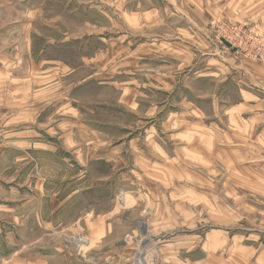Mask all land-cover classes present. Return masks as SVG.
Masks as SVG:
<instances>
[{
  "label": "rangeland",
  "instance_id": "1",
  "mask_svg": "<svg viewBox=\"0 0 264 264\" xmlns=\"http://www.w3.org/2000/svg\"><path fill=\"white\" fill-rule=\"evenodd\" d=\"M165 6L164 0H0V101L14 106L24 100V107L29 110L25 125L29 127L36 120L34 109H37L31 99L43 91L54 90L47 101L50 107L63 106L70 96L80 100L81 95L89 103L94 101L95 92L80 86L69 89V86L86 72L79 65V57L91 53L94 45H102L98 67L93 68L92 64L87 71H98L96 77L103 82L98 90L105 105L88 116L103 122L104 128L95 140L105 142L98 151L104 152L106 148L107 153L118 137H129L128 129L111 128L112 118L116 120L111 110L115 106L106 103L113 101L117 89L121 125L129 122L142 125L138 116L145 121L153 119L155 116L145 111H151L149 107L165 98L160 91L165 83L144 81L146 77L140 75L159 71V60L146 58L150 52L144 46L133 50L135 45H150L152 38H159L158 11L161 7L164 11ZM151 9L155 15L144 16ZM166 9L170 11L171 6L167 5ZM185 39H188L186 35ZM53 61L75 66L74 76L70 77L67 68L65 72L60 70V74L52 72L51 69L60 65ZM175 84L169 82L166 89L170 92ZM197 87L203 90L210 85L198 83ZM82 91H87L86 98ZM130 100L139 103L138 116L129 113ZM202 105L209 109L208 103ZM46 114L43 116L47 121ZM82 115L86 116L85 111ZM49 117L56 119L58 115L52 110ZM154 119L159 122L158 115ZM218 122L224 126L223 120ZM132 129L139 138L145 135L144 128ZM247 130L246 143L238 137L236 142L241 145L217 146L215 161H182V165L181 161H159V156H149L162 166L153 168L161 171L152 175L140 171L135 166L139 155L120 143V161L116 166L119 177L113 179L112 185L111 180L105 179L110 190L104 189V195L92 194V204L89 197L88 208L92 206L94 213L88 215L87 223L82 220L69 225L74 211L62 209L57 213L60 224L48 228L24 227L23 238L30 241L39 236L41 248L49 247L48 242L62 247L64 258L60 260L69 264H139V257L143 260L141 264H264V117L256 124L249 122ZM143 141L140 140L142 149L148 152L151 145ZM167 141L166 151L174 155L173 151L179 149L170 150L175 145ZM24 149L25 152L20 149L19 155H31L28 148ZM59 150L62 152V147L57 148V153ZM180 151L181 158L188 157ZM15 156L16 150H8L0 158V171L7 164L9 172L29 169L30 158L14 162ZM64 163L67 160L57 159L55 168L47 167V163L42 168L47 173L49 169L56 171L57 177L52 181L57 187L68 182L64 176L71 172ZM182 166L183 170H176ZM111 192L114 217L106 222L101 219L108 234L101 241H90V230L101 226L93 225L95 212L109 206L107 196ZM12 243L11 240L0 242V256L16 248ZM56 259V264H60L59 256Z\"/></svg>",
  "mask_w": 264,
  "mask_h": 264
},
{
  "label": "crops",
  "instance_id": "2",
  "mask_svg": "<svg viewBox=\"0 0 264 264\" xmlns=\"http://www.w3.org/2000/svg\"><path fill=\"white\" fill-rule=\"evenodd\" d=\"M164 1V11L162 7L161 11H158L161 19L159 38H152L150 45L133 47V50H136L144 46L145 50L150 52L146 58L159 60V71L140 73L146 77L144 81L163 82L166 86L169 82L176 83L175 86L170 85L174 86L170 92L166 86L161 87L160 91L167 99L164 98L154 107H149L151 111H145L152 117L158 115V123L155 122V117L149 121L141 120L136 113L139 103L136 100L132 103L130 100L132 111L129 113L138 116L137 119L143 124L138 126L139 123L129 122L127 125H121L120 91L117 89L113 101L106 103V106H115L111 110L116 114V120L112 118L111 128L115 131H119L121 127L128 129L129 137H118L116 144L111 146L107 153L106 148L104 152L98 151L105 142L95 138L97 133H100L99 130L104 128V124L102 121L89 119L88 115L94 114L95 109L105 105L101 91L98 90V86L101 88L103 82L96 77L98 71L91 74L87 69L92 64L93 68L98 67V55L101 54L102 45H94L91 53L79 57V65L85 67L86 72L80 80L71 82L69 86V89L80 86L95 92L94 101L89 103L81 95L78 97L80 100L66 95L68 100L64 101L63 106L55 107L54 104L50 107L47 101L52 97L51 92L54 90H42V93L31 99L33 105H37L36 111L34 109L36 120L31 127L25 125V115L29 110L24 107V100L14 106H7L5 102L0 101V158H3L8 150H16L14 162H23L30 158L32 163L26 171L15 169L9 172L8 164L0 171V242L11 240L12 246L16 247L7 255L0 256V264H56L57 256L59 260L64 258L62 253L65 249L57 247L54 243L48 242L49 247L41 248L38 243L39 236L30 241L24 240L23 228H48L60 224L57 213L62 209L74 211L69 225H76L82 220L87 223L90 219L88 215L94 213L92 206L88 208L89 197L91 198L92 194L104 195V189L110 190L108 182L104 180H111L112 185L113 179L119 177V169L116 166L120 161V143L127 144L134 154L139 155L135 166L140 171L143 170L144 174L152 175L161 171L153 168L162 166L157 165L156 160L153 162L149 156H159V161H181L182 165L183 162L199 160L215 161L217 146L241 145L242 143L236 142L238 137L241 142L243 139L246 143L244 138L249 122L254 121L256 124L263 119L264 61L240 59L233 52H221L211 40L207 29L211 23L220 19H232L252 23L264 35V0ZM167 5L171 6L170 11L166 9ZM153 10L145 11L144 16L147 13L155 15ZM150 21L152 22V18ZM172 34L175 36H171ZM185 35L188 39H185ZM53 62L60 65L51 69L52 72L60 74V70L67 68L70 70V77L74 76L75 66L71 67L60 61ZM132 74L136 75L133 72ZM198 83H208L210 87L202 90L197 87ZM47 85L50 86V82ZM82 93L86 98L87 91ZM205 102L209 104L208 110L202 105ZM52 110L58 115L56 119L49 117ZM82 111H85L87 117L82 115ZM44 112L48 115L47 121ZM221 120L224 121V126H220L218 121ZM132 128H144L145 135L139 138V135L131 132ZM167 139L175 145L173 148L168 146L170 150L179 149L177 152L173 151L174 155L166 151ZM140 140L149 142L153 148L149 146L146 152L142 149ZM24 147L28 148L31 155H19L20 149L25 152ZM59 147H62V152L59 150L57 153ZM150 150H154L156 154ZM180 150L188 157L181 158ZM57 159L62 162L67 160L68 163L64 164L71 170L64 176L68 182L60 187L52 181L57 177L55 170L51 172L49 169V173L42 170L45 163L47 167L55 168ZM176 170H183V166ZM131 172L135 173V170L132 169ZM111 194L112 192L107 196L109 206L101 212H95L97 218L93 225L101 226H94L90 230V241H101L108 234L104 223L101 224V219L104 218L102 221L106 222L108 218L114 217L115 207ZM90 200L92 204L94 199ZM70 214L72 212L68 215ZM51 240L54 239L51 237ZM60 261V264L70 263Z\"/></svg>",
  "mask_w": 264,
  "mask_h": 264
},
{
  "label": "built area",
  "instance_id": "3",
  "mask_svg": "<svg viewBox=\"0 0 264 264\" xmlns=\"http://www.w3.org/2000/svg\"><path fill=\"white\" fill-rule=\"evenodd\" d=\"M221 52H233L238 58L264 61V35L256 25L232 19H220L207 29Z\"/></svg>",
  "mask_w": 264,
  "mask_h": 264
},
{
  "label": "bare ground",
  "instance_id": "4",
  "mask_svg": "<svg viewBox=\"0 0 264 264\" xmlns=\"http://www.w3.org/2000/svg\"><path fill=\"white\" fill-rule=\"evenodd\" d=\"M137 260H138L137 262H138L139 264H141V263L143 262V260H142L140 257H139Z\"/></svg>",
  "mask_w": 264,
  "mask_h": 264
}]
</instances>
